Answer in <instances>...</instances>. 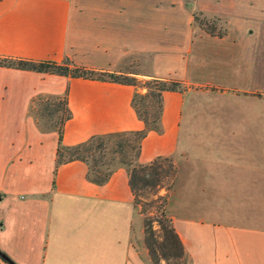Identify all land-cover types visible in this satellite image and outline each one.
Returning <instances> with one entry per match:
<instances>
[{
	"label": "crops",
	"instance_id": "obj_1",
	"mask_svg": "<svg viewBox=\"0 0 264 264\" xmlns=\"http://www.w3.org/2000/svg\"><path fill=\"white\" fill-rule=\"evenodd\" d=\"M107 1L112 0H0V56L68 58L79 67L139 82L181 83L182 91L163 94L162 132H150L142 141L139 162L174 159L172 196L184 187L191 205L211 190L210 205L216 206L220 189L233 190L230 201L236 204L229 215H168L191 264H264V177L256 175V165L234 164L240 156L234 151L209 147L240 139L239 117H228L226 127L219 112L235 105L227 108L239 114L241 101L263 94L262 81L251 80V69L209 70L204 46L226 38L195 37L192 16L180 8L156 0L146 18L129 0L99 4ZM171 9L180 11L182 22L161 17ZM178 28L181 35L166 33ZM242 78L254 85L245 80L242 87ZM136 91L148 92L0 68V250L16 264H152L145 215L135 206L127 170L118 169L108 183L97 185L88 180L82 161L57 166L58 133L44 132L29 112L38 96L67 92L72 118L64 126L63 144L74 146L97 135L142 131L145 124L132 105ZM261 150L248 153L264 157ZM208 162L218 167L208 168Z\"/></svg>",
	"mask_w": 264,
	"mask_h": 264
},
{
	"label": "rangeland",
	"instance_id": "obj_2",
	"mask_svg": "<svg viewBox=\"0 0 264 264\" xmlns=\"http://www.w3.org/2000/svg\"><path fill=\"white\" fill-rule=\"evenodd\" d=\"M154 1L156 0H146L145 4H143V0H129L128 2L134 4L133 6L142 8L140 15L147 18L152 15L150 5ZM99 4L116 5L118 2L112 0L106 3L99 2ZM160 4L161 6L169 4L171 7L180 8L186 14L189 13L193 18L195 37L209 35L211 37L226 38L224 42L217 45L204 46L205 50L201 54H203V59L206 61L204 63L209 67V70L220 68V71L226 69L249 71L251 69L255 72L256 77L255 79L253 75L251 80H256V84H258V81H262L260 88L263 90V94L249 97L247 99L249 103L246 104L241 101L239 114H237V110L227 108L235 105L227 107L225 105L224 109L219 112V116L225 119L226 127H228L226 123L228 117H239L240 139L209 142V147L234 151L235 155H240L234 157L238 159V162H234V164L256 165L259 169L256 175L264 177V157L249 155L248 153L255 149H262L261 153L264 151V77H261L264 71V0H160ZM171 10L169 13L162 11L161 17L182 22L183 15L180 11ZM167 31L168 35L175 33V31H178V35H181L179 28ZM249 31L253 33L249 34ZM163 33H165L164 30ZM260 71L262 72L259 76L257 72ZM245 80L248 87L254 85L248 78H242V87H245ZM146 82H141V87H138V89L142 88ZM47 97L52 96H45V98ZM229 128L232 127L229 126ZM225 159L228 158L225 157L223 160ZM227 165L229 166V164ZM206 166L208 168L218 167V165L209 162L206 163ZM228 166L224 167L229 171L232 170ZM153 168L156 172L155 177H153L155 184L139 191V207L141 210L143 209L145 215V244L148 248V243H152L156 256L160 259L159 264H191L186 254L181 257L178 249L174 248L175 250H173L166 246L168 242L165 240V232L167 233V230L172 227L166 214L184 217L187 211H192L208 214L207 216L211 218L214 215L215 217L224 214L229 215L231 211L228 212V209L231 207L234 209L236 204L234 202L232 206V201H230L233 190L220 189V195L217 199L219 204L216 206L210 205L211 201L214 200L210 196L214 193L211 190L207 191L208 197H194L193 201L196 203L191 205L186 203V189L184 187H180L176 196H172L176 192L177 175V166L174 159L157 160ZM257 193H259V189ZM170 197L172 198L171 203L169 202ZM0 264L6 263L0 259Z\"/></svg>",
	"mask_w": 264,
	"mask_h": 264
},
{
	"label": "trees",
	"instance_id": "obj_3",
	"mask_svg": "<svg viewBox=\"0 0 264 264\" xmlns=\"http://www.w3.org/2000/svg\"><path fill=\"white\" fill-rule=\"evenodd\" d=\"M0 68L57 75L73 79L83 78L108 81L136 88L141 87V82L134 78L79 67L74 65L68 58L62 62H56L0 56ZM143 87L147 88L148 92L141 94L136 91L132 100V105L138 117L145 124V128L142 131L97 135L74 146H65L63 144L64 126L72 118L67 92L62 96L47 98L38 96L33 100L29 110L30 115L44 132L58 133L57 166L73 161H82L88 166V180L97 185L108 183L118 169H126L130 176V187L135 198L136 207L140 206L139 191L155 184L153 181V177L156 175L153 168L155 163L157 160L164 159L158 158L149 164H141L139 158L142 141L150 132H162L163 94L167 91L183 90L181 83L160 79H151ZM141 212H144L143 209ZM166 216L168 215L166 214ZM169 221L172 225L170 218ZM165 240L168 242L166 246L180 251L179 256L185 255L183 243L173 225L170 230H167V233L165 232ZM148 250L152 263L159 264L160 259L156 256L151 242L148 243Z\"/></svg>",
	"mask_w": 264,
	"mask_h": 264
},
{
	"label": "water",
	"instance_id": "obj_4",
	"mask_svg": "<svg viewBox=\"0 0 264 264\" xmlns=\"http://www.w3.org/2000/svg\"><path fill=\"white\" fill-rule=\"evenodd\" d=\"M0 259L3 260L6 264H16L10 256L0 250Z\"/></svg>",
	"mask_w": 264,
	"mask_h": 264
}]
</instances>
